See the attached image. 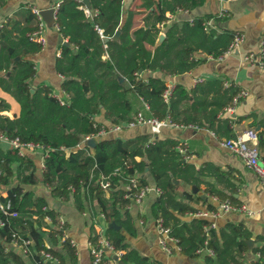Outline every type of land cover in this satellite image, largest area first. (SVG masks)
Listing matches in <instances>:
<instances>
[{"label":"trees","instance_id":"16d2710c","mask_svg":"<svg viewBox=\"0 0 264 264\" xmlns=\"http://www.w3.org/2000/svg\"><path fill=\"white\" fill-rule=\"evenodd\" d=\"M6 1L0 0V5ZM122 1L89 0V6L82 0L58 3L55 25L67 44L61 45L54 68L63 77L60 89L65 93L64 104L50 86L31 83L36 73L32 57L42 50V45L31 38L38 27L32 7H21L0 24V87L20 105L18 116L10 118L0 113V133L23 142H38L48 149L42 168L43 182L61 201L72 200L80 212H89L94 218L102 214L107 221L114 219L120 229L107 226L104 237L115 250L121 251L119 258L126 264H163L143 255L127 241L126 235L137 234L133 216L126 211L137 192L133 189L125 197L124 185L131 175L136 177L138 188L153 184L160 190L150 205V215L169 228V235L176 239L183 254L196 258L202 252L207 264H244L245 254L251 249L258 256L247 264H264V246L250 248L249 233L241 224L227 223L216 230L207 218H184L198 210L192 202L205 200L190 190L180 191L179 186L194 184L200 188L203 170L184 161L177 140L149 141L145 135L128 139L100 137L94 146L83 144L76 148L84 135L97 132L101 126L133 120L142 110L134 100L147 104V112L143 111L147 116L206 128L218 137H236L230 125L233 118L218 116L239 91L231 84L223 88V82L214 79L191 91L177 84L168 101L162 97L166 88L162 76L191 70L202 62L197 53L220 57L229 48L235 32L206 29L205 23L219 16H199L171 23L165 29L164 39L156 44L157 24L167 20L166 11L191 10L204 0H144L147 9L158 3L161 8L158 12L150 10L148 18L152 19L137 28H133L132 13L121 21ZM116 33L118 36L113 38ZM147 44L153 49L147 48ZM262 49L264 63V38ZM149 72L152 74L147 76ZM186 102H190L189 106L183 110L181 106ZM5 110H9V104L0 98V112ZM101 112L109 125L94 118ZM257 136L259 149L264 145V130L257 132ZM141 141H145L143 147L139 146ZM36 167L33 157L19 156L15 149L4 151L0 147V191L7 188V197L1 198H10L12 210L18 212L16 217L0 212V219L4 220L0 226V264H77L71 239H62L67 224L61 222L60 211L28 188L38 182ZM215 172L218 173V167ZM102 176L109 179L108 194L100 185ZM208 192L230 201L213 188ZM14 232L31 240L27 253L12 244ZM98 239V234H92L89 241L94 245ZM41 250L50 253L56 262L44 260L39 254ZM111 262L112 255L104 252L99 264ZM91 263L94 264L92 258Z\"/></svg>","mask_w":264,"mask_h":264},{"label":"crops","instance_id":"0c3cea01","mask_svg":"<svg viewBox=\"0 0 264 264\" xmlns=\"http://www.w3.org/2000/svg\"><path fill=\"white\" fill-rule=\"evenodd\" d=\"M61 1L7 0L0 5V24L7 17L16 14L25 5L36 7L41 11L52 8ZM143 1L123 0L121 21L123 22L129 16V13H132L133 28L144 26L145 21H150L152 19L148 18L150 10L158 12L161 5L158 3V5H154L151 9H147V7L143 6ZM221 13L223 15H220ZM165 15L167 16V20L157 24L159 34L156 44H159L164 39L165 29L171 23H180L199 16H219L213 23V27L217 32L228 30L240 32L244 35V39L238 48L229 53L226 52L217 58L197 53L196 57L201 58L202 62L191 70L173 76H162L160 73L158 75L164 77L166 83L171 84L172 88L180 84L188 91L199 90L207 81L214 79L221 80L223 88L231 84L239 91L246 90L247 96L241 98L234 112L230 114L218 113V116H230L233 118L230 125L234 135L240 134L247 129H254L257 132L263 131L264 66L251 64L246 59V56L249 53L258 56L262 48L264 38V0H204L200 5L191 10H177L175 13L166 11ZM161 35H163V38L159 39ZM44 36L46 41L42 50L32 57L35 62L36 73L31 79V83L32 85H48L52 88L54 95L65 97V93L60 89L63 77L56 72L54 64L55 58L60 54L61 45L65 44L64 42L67 44V40L60 36L54 24L50 25L46 22ZM146 47L153 49V46L148 44ZM104 57L105 55H103ZM206 89L207 87H205ZM0 98L9 104V110L1 111L0 113L10 118L18 116L20 111L19 103L1 87ZM134 101L136 107L138 109L141 108L142 110L140 111L146 115L143 112H147L144 102L142 100ZM189 103H184L181 108L186 110ZM94 118L98 123L109 125L108 121L103 117V112L97 114ZM212 132L206 128L193 126L174 127L159 125L153 127L148 124H138L133 127H125L116 132H109L102 137L128 139L145 135L149 141L155 138H170L177 140L179 144L185 142L188 158L184 161L193 163L198 170H203V173L200 175L202 183H200V188L194 184H181L179 190H190L205 200L204 203H191L198 210L217 209L219 204L224 201L220 200L216 194H210L208 192L210 188L225 194L234 205H245L247 209L251 210L252 214L249 215L244 211H228L212 219H207L215 223L214 229L216 230L227 223L241 224L249 233V240H252L251 245L248 243L250 248L264 246V183L252 169L246 166L240 156L220 145V140L225 138V136L218 137L214 132L213 135ZM144 145L145 141L139 143L140 147ZM0 147L4 151L11 149L7 143L1 141ZM26 154L33 157L37 163L36 175L38 177V182L28 188L32 189L37 196L45 198L49 206L60 211V220L67 224L65 234L73 241L75 246L77 264H92L90 236L92 234L104 236L105 229L112 219L107 221L102 214H98L94 218L89 212H80L72 200L61 201L43 182L44 151L37 149ZM258 154L260 161L264 164V145L259 147ZM216 167H218V173L215 172ZM103 178L105 177L102 176L101 180ZM175 182L178 183V180H175ZM14 183H16V180L13 181L12 185ZM149 186L153 189L144 196L140 203L132 199L126 208V211L133 216L137 230V234L134 237L126 235L128 243L138 249L143 255L148 256L150 259L158 260L163 264H207L202 252L196 258L189 257L183 254L175 246L176 243L172 241L169 242L173 247L171 254L165 253L160 248L157 242L156 220L149 212L150 205L160 193L155 190L158 188L153 184ZM194 186L197 188L196 192L193 191ZM104 190L108 194L109 191L107 189ZM0 192L2 196L7 195V188H3ZM194 217L197 216L189 213L184 218L190 219ZM48 243L45 241L46 245ZM257 256L258 254H254L249 249L245 254L244 264H247L250 259ZM53 260L56 262L55 259ZM111 264H120V258L118 260L112 259Z\"/></svg>","mask_w":264,"mask_h":264},{"label":"built area","instance_id":"2783aa9c","mask_svg":"<svg viewBox=\"0 0 264 264\" xmlns=\"http://www.w3.org/2000/svg\"><path fill=\"white\" fill-rule=\"evenodd\" d=\"M58 4L53 6V18L55 20L56 16V10H57ZM33 12L37 15L38 18V27L37 29L32 32L31 38L37 42H39L42 47L45 44V36H44V29H45V22L40 14V10L36 7H32ZM85 11L88 13L89 10L86 8ZM220 15H223L222 13ZM213 20H208L205 23V28L209 29L210 27H213ZM56 26V25H55ZM99 34H102V30L100 28L97 29ZM244 39V35L240 32H235L233 36V40L227 49V53L235 50L238 48V46L242 43ZM106 47V45H105ZM262 48L260 49L259 55L255 56L253 53H249L246 56V59L249 60L251 64H258L260 66H264L263 60H262ZM225 52V53H226ZM172 86L169 83H166V88L163 91L162 97L164 101H168L169 95L171 93ZM246 90H240L237 95L233 98L232 102L225 106L222 110V114H230L234 112L235 107L240 102L241 98L247 96ZM56 95V94H55ZM58 96V95H56ZM60 103L64 104L66 101L65 97L58 96ZM145 104V103H144ZM147 104H145V108H147ZM138 124H148L150 126L156 127L159 125H169L174 127H185L183 125L177 124L175 122H172L169 118L164 119H158L153 116H146L141 111L137 112L134 119L131 121H127L124 124H114L109 127L101 126L97 132L86 134L82 137L81 141L76 145V148H81L83 144H86V141L90 139L96 140L97 138H100L104 135H106L109 132H116L119 131L125 127H133ZM191 126V125H190ZM214 135V133L212 132ZM0 141L7 143L10 148L15 149L17 151V154L19 156H24L27 152H33L37 149H40L44 151V159L48 154V149H46L42 144L38 142H23L18 137L10 138L5 133H0ZM220 145L224 148H227L228 150L232 151L233 153L237 154L242 158L246 166L250 169H252L262 180L264 183V164L259 159L258 154V136L257 131L254 129H247L244 132L237 134L234 138H223L220 140ZM179 152L183 154L184 160H186L187 157V146L186 143L179 144L177 147ZM44 162V160H43ZM100 185L102 188L107 189L110 186L109 179L107 177L103 178L100 181ZM125 190L127 193H125V197L128 195H131L130 191L133 189H136L137 192L132 195L133 200L137 203H140L144 196L153 188L150 186H144L142 188H138L136 177L131 175L128 177L125 185ZM158 193H160L159 189H155ZM1 192H0V212L6 216L16 217L18 216V212L16 210H12V201L10 198H7L3 200L1 198ZM7 197V195H5ZM228 211H244L247 214H252L251 210L247 209L245 205H234L229 200L222 201L217 209H209V210H197L193 212L194 216L197 217H204L212 219L221 213L228 212ZM62 222V221H61ZM142 222V221H141ZM63 223V222H62ZM4 225V220L0 219V226ZM210 227H215V223L212 221L210 224ZM156 230L158 235V245L160 248L167 254H171L173 251V247L169 244L170 241L176 243V239L171 237L169 235V228L164 227L161 225V221H156ZM99 235V239L97 244H91L90 242V255L92 258V262L94 264H99L104 259V252H108L111 255L116 254L120 256L121 251H117L114 249V246L101 234ZM67 235L65 232L62 235V239H65ZM12 244L14 246H18L22 249L24 253L28 252V245L31 244V240L29 238H23V236L17 234L14 232L12 234ZM72 245H74L73 241L71 240ZM175 246H177L175 244ZM178 248V246H177ZM210 252V251H209ZM44 260H53V256L44 251L41 250L39 253Z\"/></svg>","mask_w":264,"mask_h":264},{"label":"water","instance_id":"95a60500","mask_svg":"<svg viewBox=\"0 0 264 264\" xmlns=\"http://www.w3.org/2000/svg\"><path fill=\"white\" fill-rule=\"evenodd\" d=\"M87 6H89V0H82ZM41 16L43 17V19L45 20L46 23L50 24V25H55V20L53 18V8H47V9H44V10H41L40 12ZM118 36V33H116L114 35L113 38H116ZM163 38V35L159 36V39H162ZM105 41L108 40L107 37L104 38ZM66 44V42H64ZM141 69L139 70V73H141ZM148 76L151 75V73L149 72L147 74ZM120 81H123V78H119ZM259 127V126H258ZM86 144L89 145V146H94L95 144V140L94 139H90L88 141H86ZM197 188L194 186V192H196ZM108 226L111 227V228H115V229H120V226L116 224V222L114 221V219H112L109 223H108ZM248 243L251 245L252 244V240H248ZM119 256L116 255V254H113L112 255V259L114 260H118ZM120 264H126L124 262H122L120 260Z\"/></svg>","mask_w":264,"mask_h":264}]
</instances>
